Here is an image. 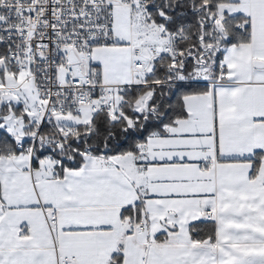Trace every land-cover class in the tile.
Masks as SVG:
<instances>
[{
    "label": "snow or ice",
    "instance_id": "obj_1",
    "mask_svg": "<svg viewBox=\"0 0 264 264\" xmlns=\"http://www.w3.org/2000/svg\"><path fill=\"white\" fill-rule=\"evenodd\" d=\"M0 264H264V0H0Z\"/></svg>",
    "mask_w": 264,
    "mask_h": 264
}]
</instances>
